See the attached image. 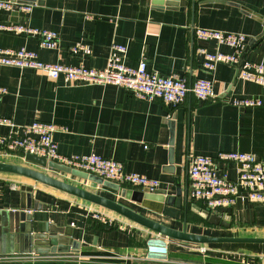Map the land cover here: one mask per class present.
Segmentation results:
<instances>
[{"label": "crops", "instance_id": "obj_1", "mask_svg": "<svg viewBox=\"0 0 264 264\" xmlns=\"http://www.w3.org/2000/svg\"><path fill=\"white\" fill-rule=\"evenodd\" d=\"M185 1L186 6L166 7L156 0H37L42 5L33 3L29 13L0 9V26L28 25L57 32L60 39L56 50H45L36 38L0 30L2 49L25 48L44 63L102 70L111 58L112 45L117 44L126 47L125 64L130 68L143 59L148 70L184 78L189 85L199 79L211 82L212 99L200 101L188 94L180 107L171 110L161 101H139L120 87L51 80L39 71L0 65V86L7 90L0 97V118L10 119L20 132H27L34 122L52 123L59 128L53 141L61 155L111 158L124 173L159 182L156 190H165L169 196L180 190V208L164 205L161 214L150 212L102 186L40 169L26 162L25 156L0 158V162L96 192L174 230L185 227L192 234L264 238L263 204L251 202L238 188L234 205L218 213L230 228L210 226L190 212L197 201L189 179L193 156L214 158L220 152H238L264 161V86L240 78L239 64L203 70L199 49L229 55L235 50L194 35L195 29L243 34L247 39L240 60L264 65V0ZM78 44L83 47L72 51ZM238 99L259 100L262 105L238 108L230 104ZM8 134L9 128L0 126V137ZM216 169L229 180L237 178L235 163L219 161ZM24 188L32 189V210L25 214L34 232L47 227L58 231L59 238L76 247L77 255L47 254L26 260L7 253L4 223L9 212L19 210ZM203 247L159 237L84 200L0 173V264H264V245H210L201 253Z\"/></svg>", "mask_w": 264, "mask_h": 264}, {"label": "built area", "instance_id": "obj_2", "mask_svg": "<svg viewBox=\"0 0 264 264\" xmlns=\"http://www.w3.org/2000/svg\"><path fill=\"white\" fill-rule=\"evenodd\" d=\"M30 5H21L15 1L0 0V9L7 11L18 10L24 13L31 11ZM4 32L36 38L39 47L45 50H56L59 46V34L54 31L31 27L28 25H2ZM194 35L198 39L213 40L218 45L233 48L235 54L229 55L218 50L208 52L199 49L203 56L201 67L212 72L218 64L238 65L239 77L264 86V65L260 63L240 60V53L245 45L246 36L237 33H226L209 29H195ZM78 44L72 51L82 48ZM112 55L102 70L89 69L84 66H65L61 64L44 63L38 60L34 52L25 48H0V65L15 67L19 70H33L44 73L49 79L62 78L66 82L87 85H112L120 87L135 99L143 102L161 101L175 110L180 107L188 94L195 99L207 101L213 98L211 82L205 79L196 80L189 85L184 78L177 76H163L147 68L145 60L140 59L135 68L125 64L126 47L113 44ZM7 90L0 86V97ZM234 107H260L259 100L238 99L230 103ZM0 126L9 128L6 137H0V158L13 155H33L44 158L67 168L84 172L117 184L120 188L148 190L153 192L159 187V182L144 176L124 173L122 165L111 159L98 155L64 156L58 152L53 134L59 129L52 123L34 122L27 132H20L10 119L0 118ZM231 162L238 165L236 180H229L226 173H217V162ZM189 179L191 194L194 200L201 203L203 210L210 214H218L224 208L232 207L238 195V188L245 191L251 202L264 205V161L256 157L238 152H220L214 158L193 156L190 162ZM94 218H100L95 215ZM205 253L204 248L200 249Z\"/></svg>", "mask_w": 264, "mask_h": 264}, {"label": "water", "instance_id": "obj_3", "mask_svg": "<svg viewBox=\"0 0 264 264\" xmlns=\"http://www.w3.org/2000/svg\"><path fill=\"white\" fill-rule=\"evenodd\" d=\"M21 5H32L37 0H13ZM157 5L166 7L186 6L185 0H156ZM193 1V0H192ZM163 2V3H162ZM37 3V2H36ZM37 5H42L40 2ZM194 4L192 3V8ZM24 160L28 163L36 165L40 169L50 170L52 172L70 175L84 181L102 186L116 193L121 199L132 202L137 206L150 212L161 214L164 205L175 206L180 208L181 191L176 190L174 196L167 195L165 190H131L120 188L119 185L103 180L100 177L89 175L84 172L73 170L54 162L47 161L44 158L33 155H25ZM0 173L17 175L51 189L63 192L78 199L84 200L97 207L113 212L118 216L128 220L129 222L151 231L165 239L174 240L186 244L193 245H219V244H257L264 245V238H241V237H214L202 234H192L186 231L184 227L182 231L174 230L158 224L136 211L123 206L122 204L100 196L96 192L81 189L79 187L68 184L49 174L30 169L24 166L8 164L0 162ZM31 188H24L21 193L19 210L9 212L4 223L3 240L7 253L18 255L22 259L36 260L47 254H71L77 255L78 251L75 246L68 245L66 238H59L58 231L52 228H46L42 232H34L31 218L25 214V211L32 210L29 203ZM24 197L27 203L24 202ZM187 196L183 200V214L186 217L188 210ZM35 210V209H34ZM190 212L205 220L210 226L229 229L230 224L221 219V214H210L206 210H199L196 207L190 208ZM186 220H184V223ZM65 237V235H64ZM12 246V250L9 248ZM8 249V250H7ZM30 264V263H27Z\"/></svg>", "mask_w": 264, "mask_h": 264}, {"label": "rangeland", "instance_id": "obj_4", "mask_svg": "<svg viewBox=\"0 0 264 264\" xmlns=\"http://www.w3.org/2000/svg\"><path fill=\"white\" fill-rule=\"evenodd\" d=\"M204 230H205V231L210 230V233L216 232V231H211V230H214V229H212V228H211V229H210V228H209V229L206 228V229H204ZM216 230H217V229H216ZM220 230H221V229H220ZM210 235L213 236V234H210ZM254 245H257V244H254ZM208 246H210V245H208ZM208 246L206 245V247H203V248L206 250V248H207Z\"/></svg>", "mask_w": 264, "mask_h": 264}, {"label": "trees", "instance_id": "obj_5", "mask_svg": "<svg viewBox=\"0 0 264 264\" xmlns=\"http://www.w3.org/2000/svg\"><path fill=\"white\" fill-rule=\"evenodd\" d=\"M196 203H197V205H194V207H196L199 210H203L204 207L202 206V204L199 202H196Z\"/></svg>", "mask_w": 264, "mask_h": 264}]
</instances>
